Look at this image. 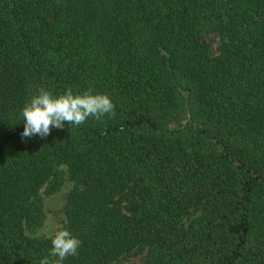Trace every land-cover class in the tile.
I'll return each mask as SVG.
<instances>
[{"label":"trees","instance_id":"trees-1","mask_svg":"<svg viewBox=\"0 0 264 264\" xmlns=\"http://www.w3.org/2000/svg\"><path fill=\"white\" fill-rule=\"evenodd\" d=\"M68 88L114 115L22 140ZM63 167L64 264H264V0H0V264L49 256Z\"/></svg>","mask_w":264,"mask_h":264},{"label":"clouds","instance_id":"clouds-1","mask_svg":"<svg viewBox=\"0 0 264 264\" xmlns=\"http://www.w3.org/2000/svg\"><path fill=\"white\" fill-rule=\"evenodd\" d=\"M115 105L106 94L89 89L83 94H74L71 88L64 94L54 96L45 89H39L21 110L23 118L22 140L39 136L46 138L52 129H63L67 124L79 127L90 117L101 119L114 115ZM49 256L40 264H64L68 256H77L79 240L67 229L55 234L51 240Z\"/></svg>","mask_w":264,"mask_h":264},{"label":"rangeland","instance_id":"rangeland-1","mask_svg":"<svg viewBox=\"0 0 264 264\" xmlns=\"http://www.w3.org/2000/svg\"><path fill=\"white\" fill-rule=\"evenodd\" d=\"M205 41L209 46V52L211 56L217 55V48L220 45L221 38L218 34H209L205 37ZM65 172L66 183L63 189L56 195L49 198L46 202L45 212H46V223L44 228L40 231L41 235L52 236L55 235L61 228L64 222L63 206L65 204L66 195L72 188V183L67 179V169L62 168ZM140 257L135 256L129 259L123 260L118 264H139Z\"/></svg>","mask_w":264,"mask_h":264}]
</instances>
